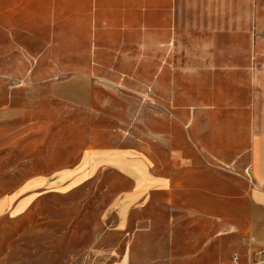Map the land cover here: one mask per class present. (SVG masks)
I'll return each instance as SVG.
<instances>
[{
	"label": "rangeland",
	"instance_id": "rangeland-1",
	"mask_svg": "<svg viewBox=\"0 0 264 264\" xmlns=\"http://www.w3.org/2000/svg\"><path fill=\"white\" fill-rule=\"evenodd\" d=\"M19 2L0 0L1 25ZM181 9L168 37L104 45L88 107L48 93L79 70H51L45 44L0 28V264H264L240 162L264 0ZM154 177L169 185L140 187Z\"/></svg>",
	"mask_w": 264,
	"mask_h": 264
},
{
	"label": "crops",
	"instance_id": "crops-1",
	"mask_svg": "<svg viewBox=\"0 0 264 264\" xmlns=\"http://www.w3.org/2000/svg\"><path fill=\"white\" fill-rule=\"evenodd\" d=\"M19 3L23 7L13 14L11 21L4 17L0 28L5 35L25 36L35 44H45L40 54L51 70H79L65 79H51L47 86L51 98L81 107L92 103L90 70L98 69L102 58L109 54L105 44L124 45L129 42L126 38L140 36L168 37L172 21L183 20L184 13L181 0H20ZM120 54L125 56L123 51ZM258 83L262 86L259 105L258 109L253 108L247 149L240 162L255 183L248 185L243 196L248 204L249 243L264 247V190L260 189L264 187V76ZM227 142L230 146L235 143L234 134L228 136ZM168 183L154 177L139 184L141 188L145 185L166 188Z\"/></svg>",
	"mask_w": 264,
	"mask_h": 264
},
{
	"label": "built area",
	"instance_id": "built-area-1",
	"mask_svg": "<svg viewBox=\"0 0 264 264\" xmlns=\"http://www.w3.org/2000/svg\"><path fill=\"white\" fill-rule=\"evenodd\" d=\"M247 180H249V182L252 184V185H255L252 177L250 176L249 174V170L247 169ZM260 189H263L264 190V187H261ZM256 259H258L260 262H264V248H260L258 251H257V257Z\"/></svg>",
	"mask_w": 264,
	"mask_h": 264
}]
</instances>
